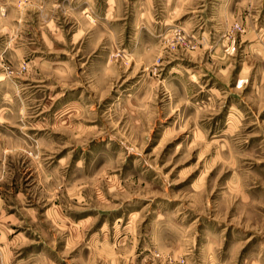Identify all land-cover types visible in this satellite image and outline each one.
Listing matches in <instances>:
<instances>
[{
    "label": "rangeland",
    "instance_id": "obj_1",
    "mask_svg": "<svg viewBox=\"0 0 264 264\" xmlns=\"http://www.w3.org/2000/svg\"><path fill=\"white\" fill-rule=\"evenodd\" d=\"M0 264H264V0H0Z\"/></svg>",
    "mask_w": 264,
    "mask_h": 264
}]
</instances>
